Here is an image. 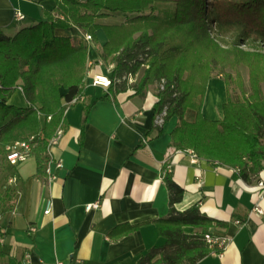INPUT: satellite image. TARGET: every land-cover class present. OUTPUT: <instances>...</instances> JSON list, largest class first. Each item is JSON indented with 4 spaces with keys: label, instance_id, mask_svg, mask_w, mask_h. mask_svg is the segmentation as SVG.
<instances>
[{
    "label": "trees",
    "instance_id": "1",
    "mask_svg": "<svg viewBox=\"0 0 264 264\" xmlns=\"http://www.w3.org/2000/svg\"><path fill=\"white\" fill-rule=\"evenodd\" d=\"M45 19L7 35L0 27V158L6 147L38 136L32 154L37 160V173H43L44 153L60 125H66L65 106L84 95V78L89 43L85 39L56 34V29L76 26L95 38L104 29L108 41L100 57L114 63L112 85L97 100H115L130 88L145 94L157 85L154 128L173 116L178 123L172 135L177 150L194 154L234 169L235 176L248 182L259 179L264 170V53L247 52L238 46L247 40L264 41V0H55ZM124 13L130 16L119 24H100L99 18ZM235 33L230 47H223L214 35ZM147 65L137 85L129 84ZM249 68L250 90L238 72ZM235 69V82L241 98H233L229 86L234 80L226 68ZM219 71L226 82L228 99L220 119H209L203 113L208 82ZM18 88L27 100L26 107L9 104ZM94 101V102H95ZM93 102V103H94ZM86 104L85 116L92 104ZM195 119H186V112ZM158 119H162L161 123ZM84 128L80 135L83 143ZM162 178L169 191V213L155 219L164 242L148 248L134 264H197L212 252L206 234L215 226H226L202 213L196 206L180 211L176 204L184 188L172 177L169 163L162 167ZM140 227L123 224L109 236L119 239ZM192 231L186 232L185 228ZM17 264L10 259L7 263Z\"/></svg>",
    "mask_w": 264,
    "mask_h": 264
},
{
    "label": "crops",
    "instance_id": "2",
    "mask_svg": "<svg viewBox=\"0 0 264 264\" xmlns=\"http://www.w3.org/2000/svg\"><path fill=\"white\" fill-rule=\"evenodd\" d=\"M55 5V0H0V27L13 36L44 20V12ZM16 10L23 12L24 20L14 19ZM98 22L104 25L122 20L115 13ZM56 34L72 39L85 36L76 26L56 29ZM107 41L104 29H98L90 42L89 62L101 59ZM105 93L88 86L82 100L65 106V133L53 148L63 163L60 169L51 165L56 179H50L46 165L43 173H37L34 155L16 165L0 158V203L5 213L3 225L8 229L0 247V263L12 259L21 264L30 253V264H134L148 248L164 242L153 221L169 213V191L162 178V167L168 162L173 179L184 188L176 208L184 211L196 206L226 224L211 229L228 238L225 247L197 264H264V190L259 179L248 182L236 177L227 165L173 147L171 132L178 117H171L160 134L153 127L155 89L145 94L128 89L115 100L95 101ZM227 99L224 78L213 77L207 86L204 115L220 119ZM8 103L27 106L20 89ZM91 103L85 116V106ZM186 119L193 121L195 112L188 109ZM262 176L261 172L259 178ZM11 177L16 183L10 188ZM48 200L53 202L50 214L44 212ZM95 201L100 207L87 211L86 205ZM123 224L140 227L112 239L109 232ZM30 225L38 227L35 234L29 232Z\"/></svg>",
    "mask_w": 264,
    "mask_h": 264
},
{
    "label": "built area",
    "instance_id": "3",
    "mask_svg": "<svg viewBox=\"0 0 264 264\" xmlns=\"http://www.w3.org/2000/svg\"><path fill=\"white\" fill-rule=\"evenodd\" d=\"M14 19L16 21L24 20L25 15L23 14V12L21 10H16L14 12ZM92 38L93 37L91 34H88L85 37V39L88 40L89 42L92 40ZM102 65H103V63L101 61H98L97 67H99L101 69ZM130 81H132V80L130 79ZM112 83H113V81H112L111 73L107 74L101 70L99 72L95 71L92 73L91 82L88 83L87 86H92L95 88L98 87V88H101V89L107 91L109 89V87L112 85ZM19 89L22 90V88H19ZM132 92L135 93V90H132ZM82 99H83V96H81L80 98L74 99L73 102H76L77 100H82ZM162 121H163L162 119H158L159 123H161ZM64 133H65V128L63 125H60L59 128L57 129L56 134L53 137H51L49 139V142H48L47 150L45 152V154H46L45 171L49 174L50 179H56L58 176L56 171L51 168V165H54V167L56 169H60L63 167L62 160L60 158L55 157L54 152H53V148L55 145L58 144L60 138L64 135ZM37 140H38V136L35 134H31L25 139L17 140L15 142L9 144L6 147L5 158L7 159V161L10 164H13V165L27 161L33 155L32 154L33 147L35 146V143ZM190 151L192 154H194V152L192 150H190ZM194 156H195V154H194ZM262 173L264 174V170L262 171ZM15 183H16L15 177H11L8 180V186L10 188L13 187ZM258 185L260 188H262L264 190V176L259 178ZM52 205H53L52 200H48L46 203L45 211H44L46 214L51 213ZM99 207H100V202L95 201V202L87 204L86 210L91 211L92 209H97ZM257 209H259V208H257ZM4 215H5L4 209L0 203V247L2 245H4V243L6 241V237H7V232H8L7 227L5 225H3ZM28 230L31 234H35L38 230V227L36 225H30L28 227ZM206 239L211 245L217 244L222 249L225 247V244L228 241L227 237H222V236L217 235L215 233L206 234ZM21 264H30V253H26L24 255ZM56 264H64V263L63 262H57Z\"/></svg>",
    "mask_w": 264,
    "mask_h": 264
},
{
    "label": "rangeland",
    "instance_id": "4",
    "mask_svg": "<svg viewBox=\"0 0 264 264\" xmlns=\"http://www.w3.org/2000/svg\"><path fill=\"white\" fill-rule=\"evenodd\" d=\"M124 13H118V20H126L130 15L127 14L126 16H123ZM121 23V22H120ZM114 24V23H113ZM119 24V23H116ZM82 30V29H81ZM83 31V30H82ZM84 32V31H83ZM85 33V32H84ZM89 33H85L84 39L86 37V35H88ZM216 36V38L220 41L221 45L223 47H230L232 45V43L235 40L236 34L229 32L226 33L224 35H219L217 33L214 34ZM93 37V36H92ZM94 38H92L91 41H93ZM86 40V39H85ZM89 43V47H90V42L88 40H86ZM240 49L247 51V52H261L264 53V41L262 40H247L245 43H241L240 46H238ZM98 61H101L103 63V65L101 66V69L99 67H97V63ZM91 63V64H90ZM114 67V63L111 62V59H109V61H104L102 58L98 59L97 61H93V62H89L87 61L86 64V71H85V78H84V87L85 90L86 88H88L87 84L91 82V77H92V73L95 71H103L107 74H110L112 72V69ZM147 68V65H143L140 70L135 74V75H130L129 78L132 80L130 81V79H128L129 84L130 85H137L140 83L144 72ZM226 73H231L233 75L234 80L231 81V84L229 86V93L231 94V96L233 98H241V91L240 88L238 87L237 83L235 82L236 77L238 76L237 73L239 72V74L241 75L243 81H244V87L247 91L250 90V83H249V68L247 66L241 65L238 68V72L231 68L228 67L225 70ZM214 76H220L219 75V71L216 70L214 73ZM156 84H152L150 85V87L148 88V90L150 89H155V92L157 90V85ZM264 86V84H263ZM98 88V87H96ZM19 89V88H18ZM100 90H103L101 88H99ZM131 90H135L134 88H130ZM85 94V92H84Z\"/></svg>",
    "mask_w": 264,
    "mask_h": 264
}]
</instances>
